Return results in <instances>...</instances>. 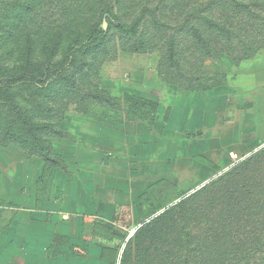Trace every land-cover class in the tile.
<instances>
[{"label": "rangeland", "instance_id": "obj_1", "mask_svg": "<svg viewBox=\"0 0 264 264\" xmlns=\"http://www.w3.org/2000/svg\"><path fill=\"white\" fill-rule=\"evenodd\" d=\"M178 2L0 0L1 200L13 190L15 164L26 166L32 160L41 159L58 166L63 156L75 160L73 149L92 147L96 129L101 135L104 129L114 128L118 117L125 121L134 114L133 110L142 114L144 109L137 102H194V95L180 96L190 92L186 91L189 86L210 91L212 102L226 91L224 94L228 96L224 99L230 103L229 123L236 130L226 128L224 134L229 139L234 133L240 137L237 145L229 146L231 161L214 174H208V183L261 151L264 146V9L251 7L252 1L240 0L241 9L233 4L204 11V15L198 11V25L192 28L196 37L191 34L185 40L183 37L192 26L184 22L189 8ZM189 2L186 0V5ZM258 2L264 3V0ZM107 8L129 26L144 14L137 33L133 36L121 33L113 20L103 16ZM104 23L106 33L95 39L90 52L67 58L73 42L84 43L91 30L96 26L103 28ZM230 28L237 35L229 43L225 35ZM175 40L178 43H173ZM177 45L179 52L174 55L171 52ZM104 119L113 121L112 126L108 124L102 129L100 122ZM27 120L47 128L34 136L27 133L24 125ZM11 129L14 134H9ZM241 138L254 141L253 147H242ZM26 142L33 146L26 148ZM39 145L42 147L36 149ZM44 149L52 162L44 159ZM215 150L212 155L217 159L220 154ZM180 175L183 176L182 171ZM164 189L162 203L166 208L161 210L160 205L157 209L162 214L171 207L169 202L175 196L171 188ZM182 190L186 194L187 188L181 187ZM131 215L129 212L121 223L123 226L134 225ZM126 237L124 233L116 234L119 243ZM208 242L213 247L212 241ZM175 245L171 244L174 248ZM142 248L148 253L146 245ZM169 250L170 247L157 250L158 253L151 250L150 260L165 264ZM205 252L210 259V248ZM120 256L122 264L124 253ZM135 258V248H132L129 264ZM175 261L173 258L171 262Z\"/></svg>", "mask_w": 264, "mask_h": 264}, {"label": "crops", "instance_id": "obj_2", "mask_svg": "<svg viewBox=\"0 0 264 264\" xmlns=\"http://www.w3.org/2000/svg\"><path fill=\"white\" fill-rule=\"evenodd\" d=\"M225 92L214 102L208 90L180 95L194 102H137L142 114L118 117L101 135L96 129L92 147L72 148L75 160L15 164L11 195L0 197V264H120L132 235L162 214L160 205L165 210V187L173 206L181 187L190 195L231 161L229 146L240 137H225L236 130ZM129 212L134 225L126 227ZM117 233L127 237L119 243Z\"/></svg>", "mask_w": 264, "mask_h": 264}, {"label": "trees", "instance_id": "obj_3", "mask_svg": "<svg viewBox=\"0 0 264 264\" xmlns=\"http://www.w3.org/2000/svg\"><path fill=\"white\" fill-rule=\"evenodd\" d=\"M178 1L182 7L189 8L184 22H188L189 26H192L190 32L183 37L185 40L191 34L194 35V38L196 37L192 28L198 25V11L204 15V11L221 5L220 9L233 4L241 9L242 5L240 0H227L226 2L191 0L187 5L186 0ZM246 1H252L251 7L253 8L264 9V3H257V0ZM103 16L113 20L115 27L127 36L137 33L144 18V14H142L129 26L125 21L114 16L110 8L106 9ZM167 28L173 29L169 26ZM230 29L225 35L229 43L237 35L233 33V28ZM105 33L104 26L103 28L94 27L84 43L75 41L69 46L67 58L74 56L75 53L86 55L95 46V39ZM197 39L201 40L200 37ZM173 43H178V40ZM206 51H209L207 47ZM176 52H179L178 45L177 49L173 48L171 53L176 55ZM194 73L197 72L194 71ZM202 90L207 91L200 86L193 88L189 86V89H186L190 92ZM24 125L27 128V133H34V136L37 131L47 128L44 125L33 124L30 120L25 121ZM14 133L15 131L12 129L9 132V134ZM26 143L28 145L26 148L33 146L31 142ZM41 147L39 145L36 149ZM43 152L44 159L52 162L47 150L44 149ZM263 160L264 146L254 157L235 165L227 173L213 179L195 193L189 196L181 193L180 201L177 204L167 208L162 215L148 223L146 227L141 228L128 242L122 264H129V251L132 248H135L136 257L133 264H157L150 260L152 258L150 257L151 250L158 253L157 250L165 251L169 247L170 250H173H169L166 254L169 260H165V264H169L173 258H176V261L171 262L172 264H264ZM169 203L172 204V202ZM148 230L150 233L147 232ZM208 241H212L213 247H209ZM174 243L176 244L175 248L171 246ZM145 245L148 253L142 248ZM209 248L211 256L210 259H207L205 251ZM215 257L223 260H216Z\"/></svg>", "mask_w": 264, "mask_h": 264}, {"label": "water", "instance_id": "obj_4", "mask_svg": "<svg viewBox=\"0 0 264 264\" xmlns=\"http://www.w3.org/2000/svg\"><path fill=\"white\" fill-rule=\"evenodd\" d=\"M106 28H107L106 23H104V29H106Z\"/></svg>", "mask_w": 264, "mask_h": 264}]
</instances>
